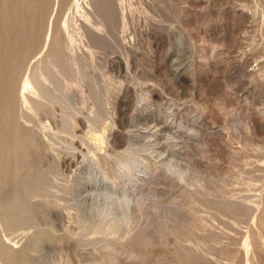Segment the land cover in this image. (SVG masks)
I'll list each match as a JSON object with an SVG mask.
<instances>
[{
    "label": "rangeland",
    "instance_id": "374dc122",
    "mask_svg": "<svg viewBox=\"0 0 264 264\" xmlns=\"http://www.w3.org/2000/svg\"><path fill=\"white\" fill-rule=\"evenodd\" d=\"M86 1L0 17V202L34 182L0 212V264H264V0H100L85 20ZM70 8L61 103L24 109L23 65L66 44ZM106 215L131 235L84 245Z\"/></svg>",
    "mask_w": 264,
    "mask_h": 264
},
{
    "label": "bare ground",
    "instance_id": "6f19581e",
    "mask_svg": "<svg viewBox=\"0 0 264 264\" xmlns=\"http://www.w3.org/2000/svg\"><path fill=\"white\" fill-rule=\"evenodd\" d=\"M35 1V0H34ZM33 0H0V17L2 16L4 18L5 15H8V13L10 12H13L14 14L15 13H21V12H30V10H32V2H34ZM42 1V0H41ZM72 1V0H71ZM84 1V0H83ZM87 3L86 4H89L90 5V8L91 9H84V11H79V12H84L85 13V20H90L91 17L93 15H96L99 13V10L101 9V5L102 3L100 2V0H87L86 1ZM37 3V1H36ZM58 3V2H57ZM70 3H73V2H70ZM81 4V3H80ZM79 4V5H80ZM69 5V4H68ZM67 5V6H68ZM73 5V4H72ZM110 5V4H109ZM38 6V5H37ZM57 6V5H56ZM61 6V5H60ZM82 6H85V5H80V9L82 8ZM40 7V6H39ZM39 7L37 9H39ZM88 7V6H87ZM108 7V6H107ZM55 8V6H54ZM78 9V8H77ZM34 11V10H32ZM31 11V13H32ZM39 11V10H38ZM42 11V10H40ZM52 12V11H51ZM67 12V11H66ZM72 8H70V11H69V14L68 15V18L66 19V21L64 20V23L61 25V27H59L61 30H63L65 32V35H67V38H66V44H60L58 42V39H57V34L54 32V34H51L50 36V43H49V47L47 49H45L44 51H42L40 53V55L38 56V58L36 59L35 57V61L33 60V63L29 66L27 65H23V77H22V80H21V83H20V89H19V92H20V96H21V105H22V108H30L32 111H36L39 109L41 103L43 102H47L49 104H56V103H61V100H62V96H61V93L64 91L63 89V86L61 85L62 83V79H61V75L59 74V66H60V63H61V57L63 55L67 56V59L70 60L69 62L71 63V70H75L76 69V66H77V63L73 60V58L75 57V51H77L75 48H77L75 45H74V38L72 36V30H71V20H70V15L72 14ZM98 12V13H96ZM44 13V12H43ZM68 13V12H67ZM96 13V14H95ZM25 14V13H24ZM20 15V14H19ZM27 15V14H26ZM34 15V14H33ZM36 15V13H35ZM66 15V14H65ZM29 16V15H27ZM55 16V15H54ZM42 17V16H40ZM48 17H50L48 15ZM2 18V19H3ZM28 18V17H27ZM37 18H39L37 16ZM6 19V18H5ZM33 19V18H32ZM45 19V18H44ZM50 19V18H49ZM51 19H52V16H51ZM55 19V18H54ZM7 20V19H6ZM26 20V19H25ZM35 20V18H34ZM39 20V19H38ZM53 20V19H52ZM1 22V20H0ZM8 22V21H7ZM14 22V21H13ZM16 22V21H15ZM14 22V23H15ZM44 22V21H43ZM50 22V21H49ZM52 22V21H51ZM72 22H75V21H72ZM31 23V22H30ZM34 23V22H33ZM32 23V24H33ZM23 24V23H22ZM28 24V23H27ZM39 24V23H38ZM18 28V24H16ZM51 25V24H50ZM50 25H49V29H50ZM25 26V25H24ZM37 27V26H36ZM1 28V27H0ZM15 28V30H16ZM29 28V27H28ZM43 28V27H41ZM40 28V29H41ZM53 28V26H52ZM19 29H22L21 27ZM39 29V28H38ZM11 30V29H10ZM34 30V29H33ZM2 31V30H1ZM22 31V30H21ZM38 31V30H37ZM72 31V32H71ZM16 32V31H15ZM40 33V32H39ZM18 34V33H17ZM33 34L32 31H29L27 32V34H23L22 37H20L19 41L23 42V40L27 41L28 39H30L31 37H33ZM5 35V33H4ZM6 36V35H5ZM39 36V35H38ZM44 37V36H43ZM42 38V37H41ZM34 39V38H33ZM24 41V42H25ZM19 42V43H20ZM15 43V42H14ZM16 44V43H15ZM25 44V43H24ZM44 44V42H43ZM42 44V45H43ZM44 48V47H43ZM26 49V48H25ZM31 48H29L30 50ZM36 51V50H35ZM26 53V51H23V53ZM66 52V53H65ZM25 57H26V54H24ZM23 55V56H24ZM22 56V57H23ZM24 57V58H25ZM30 58V57H29ZM28 58V59H29ZM23 59V58H22ZM21 59V60H22ZM25 61V60H24ZM30 64V63H29ZM22 69V68H20ZM19 71V70H18ZM18 74V73H17ZM18 89V88H17ZM13 104V103H12ZM75 112L74 110H70V112L67 114V118L69 119L68 122L72 120V122H74V116H75ZM10 114V113H9ZM29 114V113H28ZM20 117V116H19ZM18 117V118H19ZM22 118H24V116H21ZM20 117V119H21ZM19 120V119H18ZM89 121V120H88ZM18 122V121H17ZM90 124L92 123L91 122V118H90ZM7 124V123H6ZM9 125H12L11 123ZM69 125V124H68ZM93 125V123H92ZM94 129V128H93ZM96 135V134H95ZM100 136V135H99ZM92 137V136H91ZM4 138V137H3ZM95 138H99L98 135L95 136ZM94 138V139H95ZM9 139V138H8ZM2 139H0L1 141ZM5 140V138H4ZM19 139L17 140H13V148L15 150H18L16 149L18 147V145H20V142L18 141ZM11 142V141H10ZM2 144V143H1ZM5 144V143H4ZM4 146V145H3ZM10 147H12L10 145ZM2 148V146H1ZM12 148V149H13ZM13 149V150H14ZM12 152V151H11ZM14 153V152H13ZM16 153V152H15ZM15 153L13 155H15ZM6 150H5V155H6ZM17 155V154H16ZM4 156V155H3ZM6 157V156H5ZM14 157V156H13ZM18 157V155H17ZM3 158V157H2ZM21 158V157H20ZM1 159V158H0ZM15 159V160H14ZM14 161H16V159H19V158H15L14 157ZM5 159L1 160L0 161V168L1 171L4 169L3 166H6V165H3V163H6L4 162ZM12 160V162H13ZM21 160V159H20ZM25 160V159H23ZM22 161V160H21ZM18 162V165L20 164V162ZM23 163V161H22ZM7 164V163H6ZM26 164V163H25ZM24 165V163L22 164ZM21 165V166H22ZM13 166V164H12ZM20 166V167H21ZM16 167V166H15ZM20 167L18 166V168L20 169ZM17 168V167H16ZM22 168V167H21ZM15 169V168H14ZM5 170V169H4ZM3 170V171H4ZM17 170L18 169H15V172L11 171L13 174L12 175V178L10 177V179L13 180V175L14 173H17ZM23 170V169H22ZM19 171V170H18ZM8 172V171H7ZM6 173V172H5ZM4 173V174H5ZM3 174V175H4ZM21 174V173H20ZM58 174V173H57ZM21 175H25V174H21ZM106 175V174H105ZM0 176H1V173H0ZM21 177V176H19ZM9 178V176H8ZM16 178V176L14 175V179ZM24 178L26 179V177H21V179ZM40 180H39V186L38 185H35L36 187L31 190L30 192L28 191L29 193V196H39V195H43L41 194L42 190L45 188V186L48 185V176L47 175H40ZM51 178V177H50ZM4 179V178H2ZM6 179V177H5ZM19 178V180H21ZM22 179L21 180V183L22 185L19 184V181H15L14 180V184L13 185V188H15V193L13 195V197L11 198H6V201L2 200L0 202V212L4 211L5 208L9 207V206H16L18 205V208L20 210H23L25 209V204H24V201L23 199H21V194H24L25 192V189H29L33 184L34 182L31 180H27L24 182ZM9 181V180H8ZM17 182V184H16ZM24 182V184H23ZM1 186H2V182H0ZM31 189V188H30ZM253 197V196H252ZM8 199V200H7ZM126 200H128L127 198H124V203H126ZM250 205V204H249ZM1 219V217H0ZM4 219H2V222H3ZM10 220L7 219V221H4V223L1 222L0 224V243L3 245V239L9 237V231L11 230V226H10V223H9ZM118 226L116 222L112 221V218H109L108 215H106L105 217L103 218H100V220H98V222L94 223L92 226H90L89 228H85L83 229V231L81 232V240H83L84 242V245L86 243H100V245L102 244L103 246L105 247H110L112 246V244L114 243V241L116 240L118 242L119 240V237L121 235H131L129 233H131V230L129 228V231L127 230L125 233L124 232L122 233V231L119 233L118 232ZM120 230V229H119ZM122 233V234H121ZM97 236V237H96ZM128 236V237H129ZM125 237V236H124ZM122 239V238H121ZM8 240V239H7ZM115 241V242H116ZM6 242V240H5ZM7 243H5V246L6 249L2 246V248L0 249V252L3 251L4 254H7L10 250L12 251L13 248H9L11 247L10 245H6ZM87 245V244H86ZM98 245V244H97ZM198 246V245H197ZM199 250L197 249H193L191 251V254L194 256V255H198ZM203 251V250H202ZM200 252V251H199ZM12 253V252H11ZM15 254V253H14ZM110 255V254H109ZM108 255V256H109ZM8 256V255H7ZM12 256V255H11ZM110 256H113L112 254ZM116 256V255H115ZM109 258V257H108ZM116 258L115 257V261H116ZM14 259V258H13ZM15 260V259H14ZM10 261V260H9ZM16 262V260H15ZM2 264H4L2 262ZM14 264V263H13Z\"/></svg>",
    "mask_w": 264,
    "mask_h": 264
}]
</instances>
